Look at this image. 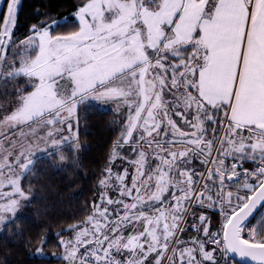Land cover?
Returning a JSON list of instances; mask_svg holds the SVG:
<instances>
[{"label":"snow or ice","instance_id":"6c2138e0","mask_svg":"<svg viewBox=\"0 0 264 264\" xmlns=\"http://www.w3.org/2000/svg\"><path fill=\"white\" fill-rule=\"evenodd\" d=\"M5 3L0 231L22 234L38 162L78 164L81 122L108 105L96 198L55 233L60 253L39 227L31 257L264 264V0H76L22 36V0Z\"/></svg>","mask_w":264,"mask_h":264},{"label":"trees","instance_id":"16d2710c","mask_svg":"<svg viewBox=\"0 0 264 264\" xmlns=\"http://www.w3.org/2000/svg\"><path fill=\"white\" fill-rule=\"evenodd\" d=\"M76 0H22L19 13L18 35H24L28 26L38 20L46 19L44 13L50 12L54 17L69 16L74 10ZM39 10V13L37 12ZM73 24L62 25L59 30H68ZM11 86L0 88V102L12 96ZM7 91V96L5 92ZM114 111L93 109L86 122L82 121L81 143L84 145L78 164L71 159L60 168L52 167L48 162H38L40 169L36 178L31 179L34 198L24 210L19 221L20 235L9 233L7 229L0 232V264H64L63 260H38L30 252L38 241V228L43 226L50 243L46 252L60 253L61 247L56 242V232H60L68 223L82 218L86 213V202L96 198L97 181L104 158L115 136ZM71 157V153H69ZM190 234H194L189 230ZM64 236L71 233L63 232ZM32 243L29 244L28 240Z\"/></svg>","mask_w":264,"mask_h":264},{"label":"rangeland","instance_id":"374dc122","mask_svg":"<svg viewBox=\"0 0 264 264\" xmlns=\"http://www.w3.org/2000/svg\"><path fill=\"white\" fill-rule=\"evenodd\" d=\"M6 10V3H5V0H0V13H2L3 11ZM101 109H105V110H111V111H114L112 109L111 106H108V105H105V106H102L100 107ZM1 232V231H0Z\"/></svg>","mask_w":264,"mask_h":264},{"label":"water","instance_id":"95a60500","mask_svg":"<svg viewBox=\"0 0 264 264\" xmlns=\"http://www.w3.org/2000/svg\"><path fill=\"white\" fill-rule=\"evenodd\" d=\"M237 260H238V264H239V259L237 258Z\"/></svg>","mask_w":264,"mask_h":264}]
</instances>
